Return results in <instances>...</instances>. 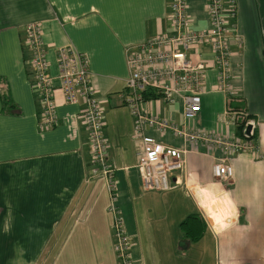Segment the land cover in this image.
Returning a JSON list of instances; mask_svg holds the SVG:
<instances>
[{
	"label": "crops",
	"instance_id": "crops-1",
	"mask_svg": "<svg viewBox=\"0 0 264 264\" xmlns=\"http://www.w3.org/2000/svg\"><path fill=\"white\" fill-rule=\"evenodd\" d=\"M236 5L230 21L239 38H229L228 95L241 98L255 121L258 154L230 156L231 176L219 182L211 174L219 149L184 144L145 127L144 134L160 143L186 147L182 171L160 191L144 189L135 166L124 49L170 31L167 0H0L1 85L13 103L3 111L0 101V264H117L108 192L102 178L88 172L82 105L66 101L60 89L55 49L62 45L85 55L100 101L131 263L264 264V0ZM186 10L191 27H205L204 0H187ZM30 21L39 24L51 76L55 122L49 127L39 126L38 92L26 69L24 32ZM198 50L190 48L192 58L204 63L200 107L188 123L238 133L222 119L228 95L216 87L210 47L202 42ZM147 95L143 108L182 122L178 100ZM189 213L204 225L197 239L183 236L179 226Z\"/></svg>",
	"mask_w": 264,
	"mask_h": 264
},
{
	"label": "built area",
	"instance_id": "built-area-1",
	"mask_svg": "<svg viewBox=\"0 0 264 264\" xmlns=\"http://www.w3.org/2000/svg\"><path fill=\"white\" fill-rule=\"evenodd\" d=\"M186 5L187 0H167L170 31L149 36L124 49L127 69L124 85L128 91L125 103L133 120L135 166L144 189L161 191L171 187L169 177L182 171L186 152L183 145L163 144L144 134L145 127H152L159 133L169 132L184 144L201 143L205 150L219 149L221 156L211 165V174L219 182H226L231 176L230 156L239 151L258 154L253 140L255 121L244 117L246 112L243 110H230L226 106L222 111L225 116L222 119H229L234 124L237 119H242L239 134H221L188 123L200 107L204 69L201 58H192L190 48L198 54V44L206 42L209 45L216 69V87L228 95L231 93L229 38L238 39L239 36L235 23L230 21L236 13V0H204L206 25L202 28L191 27ZM24 33V43L30 50L28 63L34 76L31 86L39 97L38 123L41 127H49L55 122V116L51 76L47 71L39 24L36 21L26 23ZM55 54L64 99L82 105L80 117L88 144L89 175L102 178L108 192L107 207L112 214L110 229L117 264H132L129 239L115 204V180L113 167L106 156L108 143L102 132V109L89 80L86 57L70 45L58 46ZM150 92L169 102L178 100L182 122L177 124L143 108L145 95Z\"/></svg>",
	"mask_w": 264,
	"mask_h": 264
},
{
	"label": "trees",
	"instance_id": "trees-1",
	"mask_svg": "<svg viewBox=\"0 0 264 264\" xmlns=\"http://www.w3.org/2000/svg\"><path fill=\"white\" fill-rule=\"evenodd\" d=\"M28 64V62H27ZM28 67H26L27 71L30 73L31 75V79H34L33 76V71L32 68L30 67V65H27ZM2 81L3 78L0 76V101H1V106H2V110H9L10 106H12V101L10 99V97L8 96L7 92L2 89ZM150 94V96H154V93H147ZM145 95L146 97H148V95ZM226 106L230 109V110H243L244 109V103L242 101L241 98L235 97V96H231L228 95L227 96V102H226ZM249 114L246 113V115L244 117H248ZM242 119H237L235 122L236 125V129L238 134L240 133V129L242 126ZM179 226L182 230L183 236L188 237L189 239H197L201 233L202 230L204 228V225L202 223V221L198 218L197 215H195L194 213H189L187 214L180 222H179Z\"/></svg>",
	"mask_w": 264,
	"mask_h": 264
},
{
	"label": "rangeland",
	"instance_id": "rangeland-1",
	"mask_svg": "<svg viewBox=\"0 0 264 264\" xmlns=\"http://www.w3.org/2000/svg\"><path fill=\"white\" fill-rule=\"evenodd\" d=\"M29 55H30V50H29ZM28 58H29V56H28ZM27 62H28V59H27ZM28 64H29V63H28ZM28 64H27V65H28ZM170 184H171V183H170Z\"/></svg>",
	"mask_w": 264,
	"mask_h": 264
}]
</instances>
